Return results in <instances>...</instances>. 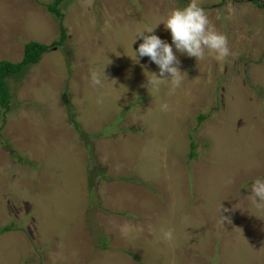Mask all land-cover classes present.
<instances>
[{
	"label": "rangeland",
	"instance_id": "obj_1",
	"mask_svg": "<svg viewBox=\"0 0 264 264\" xmlns=\"http://www.w3.org/2000/svg\"><path fill=\"white\" fill-rule=\"evenodd\" d=\"M53 1L0 0V60L50 45L0 106V264H264L249 197L264 179V0H198L228 39L222 64L155 26L187 75L171 95L147 88L159 68L131 42L189 0H61V16Z\"/></svg>",
	"mask_w": 264,
	"mask_h": 264
},
{
	"label": "clouds",
	"instance_id": "obj_2",
	"mask_svg": "<svg viewBox=\"0 0 264 264\" xmlns=\"http://www.w3.org/2000/svg\"><path fill=\"white\" fill-rule=\"evenodd\" d=\"M158 23H163L165 28L170 31L172 45L175 46L177 52L195 57L197 61L205 59L207 53L213 55L222 64L229 56L233 55L228 46L227 37L211 23L198 0H189L183 7L171 8L154 26L138 30L131 42L132 44L137 38L142 40L138 49L133 51L135 59H137V53L139 57L147 56L159 68V75L150 72L152 78H147V88L150 87L154 91L158 92L161 85L168 84L170 85L169 94H174L182 86L185 76H187L178 67L180 61L174 53L172 45L153 34ZM102 75L104 79H107L103 70ZM113 81L116 83L115 80ZM91 83L94 87L102 86L101 74L92 72ZM160 107L162 111L169 110L167 103ZM250 189L251 203L257 208H264V179L255 178ZM224 211L228 210L224 209ZM221 217V223L228 219L225 216ZM161 231L165 241L171 242L174 239L173 229H162Z\"/></svg>",
	"mask_w": 264,
	"mask_h": 264
},
{
	"label": "trees",
	"instance_id": "obj_3",
	"mask_svg": "<svg viewBox=\"0 0 264 264\" xmlns=\"http://www.w3.org/2000/svg\"><path fill=\"white\" fill-rule=\"evenodd\" d=\"M61 0H54L51 3H45L44 6L46 9L52 13H55L57 16H61L62 13L57 7L58 2ZM263 6V5H260ZM60 38L58 41H55L54 44L59 45L63 43L65 40V32L62 30V27L60 26ZM48 44H45L43 42L37 41V40H29L24 43V50H23V55L20 60L17 61H11L7 59H1L0 60V106L2 107L4 112H7L10 109L9 105V95H10V90L8 87V79L9 78H16L20 73H23L25 69L28 67L34 65L35 63L38 62L40 56L42 55L43 52H46L49 49ZM68 103V102H67ZM205 115L200 114L199 115V120L203 119ZM73 124L76 127L77 130H79L77 127V121L74 119ZM84 136L81 134V138ZM195 144L193 141L190 142V156L194 155V149ZM16 158L21 160L22 157L20 154H16ZM102 170L99 168H95L93 170H90L88 172V184L90 185L91 188L94 187L93 185V176L101 174ZM9 227H4L1 229L2 232L6 231Z\"/></svg>",
	"mask_w": 264,
	"mask_h": 264
}]
</instances>
